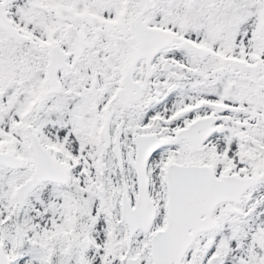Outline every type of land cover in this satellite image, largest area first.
<instances>
[{"label": "snow or ice", "instance_id": "1", "mask_svg": "<svg viewBox=\"0 0 264 264\" xmlns=\"http://www.w3.org/2000/svg\"><path fill=\"white\" fill-rule=\"evenodd\" d=\"M0 264H264V0H0Z\"/></svg>", "mask_w": 264, "mask_h": 264}]
</instances>
